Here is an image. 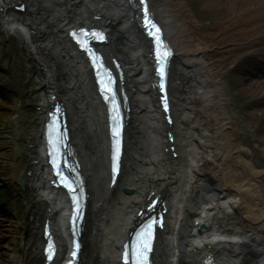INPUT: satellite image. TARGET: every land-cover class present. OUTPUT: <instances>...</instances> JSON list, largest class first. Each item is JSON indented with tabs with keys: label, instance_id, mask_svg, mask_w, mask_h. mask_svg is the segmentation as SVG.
Masks as SVG:
<instances>
[{
	"label": "bare ground",
	"instance_id": "bare-ground-1",
	"mask_svg": "<svg viewBox=\"0 0 264 264\" xmlns=\"http://www.w3.org/2000/svg\"><path fill=\"white\" fill-rule=\"evenodd\" d=\"M17 1L0 0V184L22 197L24 220L0 222V264H44L45 219L64 253L62 195L48 187L41 155L51 95L69 111L91 191L82 264H118L119 245L148 188L169 204L156 264H199L209 253L218 264H264V160L256 150L264 152V0H197L201 10L222 16L206 25L185 0H149L175 50L171 128L153 99L149 44L126 0H21L24 12L13 8ZM77 24L107 29L110 41L102 49L119 57L126 71L128 152L112 189L103 109L85 60L66 36ZM224 73L232 75L237 95L251 100L245 124L255 131L254 144L237 133L226 108ZM167 130L175 133L176 158L164 150ZM122 186L134 190L125 195ZM10 208L2 212L14 215ZM198 221L205 225L201 235ZM8 238L11 244L2 242Z\"/></svg>",
	"mask_w": 264,
	"mask_h": 264
},
{
	"label": "rangeland",
	"instance_id": "rangeland-1",
	"mask_svg": "<svg viewBox=\"0 0 264 264\" xmlns=\"http://www.w3.org/2000/svg\"><path fill=\"white\" fill-rule=\"evenodd\" d=\"M186 4L189 6L191 9V12L194 16V18L198 21L199 24L201 25H206L211 22H215L219 19L222 18V16L219 14L217 11H212V12H205L200 9L199 5L197 4V0H185ZM222 82L224 84V92L226 96V108L231 116L235 117V120L238 122V125L236 127L237 133L243 134L247 133L248 137L253 141L254 144V134L255 131L252 129H247V126L245 122H247V117L245 115V110L246 108L251 104V100L249 98H240L237 95V91L235 89V86L232 83V75L230 73H224L222 74ZM172 81V80H171ZM242 102V105H239L238 102ZM0 102H3L2 98L0 97ZM68 110V109H67ZM0 111H2L0 109ZM69 113V111H68ZM70 117V115H69ZM1 119V118H0ZM128 138H127V143H128ZM128 146V145H127ZM128 150V149H127ZM258 154H259V159L264 160V152L262 151V147L258 146L257 149ZM128 151H126L127 154ZM263 155V156H262ZM170 157V156H169ZM81 158V157H80ZM259 162L264 166V162L260 161ZM8 205L10 210L13 211L14 215H5L4 212H0V222L7 224L9 220H16L19 219L20 221H23V199L20 196H15L14 191L10 188L9 185L2 186L0 184V206L2 205L5 208V205ZM92 204V203H91ZM90 204V205H91ZM6 205V206H7ZM91 209V206H90ZM8 220V221H7ZM90 220V213H89V218L88 221ZM87 222H86V227H87ZM8 235V234H7ZM20 234L17 232L15 234V237H19ZM12 238H8V240H3L2 242L11 244L9 241H11ZM8 241V242H7ZM20 242L16 243L15 246L19 249ZM86 253V246L83 252V260L84 261V256ZM81 263V264H82Z\"/></svg>",
	"mask_w": 264,
	"mask_h": 264
},
{
	"label": "water",
	"instance_id": "water-1",
	"mask_svg": "<svg viewBox=\"0 0 264 264\" xmlns=\"http://www.w3.org/2000/svg\"><path fill=\"white\" fill-rule=\"evenodd\" d=\"M134 7L136 8V14H137V17H138V19L140 20V17L142 16V15H144V13L141 11V7H142V2H140L139 0H134ZM148 16H149V14H148ZM148 28H152V26L150 25H148ZM144 39L146 40V42L148 43V44H150V41L149 40H147L145 37H144ZM79 56L80 57H82L84 60H85V58H84V56H83V54L82 53H80L79 54ZM85 62H86V60H85ZM150 62H151V72H152V74L156 77V78H152V80L153 81H157V79H158V77H157V75H155L154 73H153V70H154V65H155V62L153 61V60H150ZM86 64H87V62H86ZM87 67H88V65H87ZM88 69H89V67H88ZM89 71H90V69H89ZM154 87H155V89L153 90V95H154V97L153 98H155V104H156V106H157V108L159 107V105H160V100L162 101L161 103L162 104H164V105H166V114H167V117L169 118V120L172 122L174 119H173V112H172V103H171V98H170V95H171V92H170V94L168 93H161L164 97H159V95H160V92L158 91V87H157V84H155L154 83V85H153ZM51 107H53V104L51 105ZM162 116H163V114H162ZM163 118V117H162ZM170 136V135H169ZM174 143L171 145V146H167V148H169V149H174ZM167 148H165V150L167 151L168 149ZM122 175V174H121ZM22 187H23V183L22 182H20L19 183ZM122 191L125 193V194H130V193H132V189H130V188H126V186H123L122 187ZM154 191V190H153ZM150 192L147 196H146V200H149L154 194H155V191L154 192ZM157 195L158 196H161L160 194H158L157 193ZM156 195V196H157ZM154 211V209H151L150 210V212H153ZM195 224L197 225V227H196V229L198 230V233H201L202 231H203V229L201 228V227H205V225H200V222L198 221V222H195ZM207 228V227H206ZM210 255V262H209V264H213V262L215 263L216 262V256L214 255V254H212V253H209Z\"/></svg>",
	"mask_w": 264,
	"mask_h": 264
},
{
	"label": "snow or ice",
	"instance_id": "snow-or-ice-1",
	"mask_svg": "<svg viewBox=\"0 0 264 264\" xmlns=\"http://www.w3.org/2000/svg\"><path fill=\"white\" fill-rule=\"evenodd\" d=\"M146 22H147L148 25H151L152 27H155L154 25L151 24V21H148V20H147V18H146ZM81 31L83 32V30H81ZM158 31H159V29H156V32H158ZM99 38H100V39H103L102 35H101ZM156 39L158 40L159 37L157 36ZM81 46H84V45L82 44ZM163 54H164V55H167L168 53H167V51L165 50V52H164ZM114 133H115V129H114ZM115 134L118 135V133H115ZM51 135H52V134L50 133L49 144H50V145H53L54 143H58L59 137H56V138H55V141H54V140L51 138ZM53 163L55 164V161H53ZM61 182L64 183L65 186L68 187L70 191L72 190V184H71V181H68L66 177H63L62 180H61ZM154 222H155V221H152V222H150L149 224H147V225L145 226V228H144V230H143V234H145V235H149V234H150V232H151V228H152V223H154ZM143 247H144V248H147V247H148L147 243H144V244H143Z\"/></svg>",
	"mask_w": 264,
	"mask_h": 264
}]
</instances>
